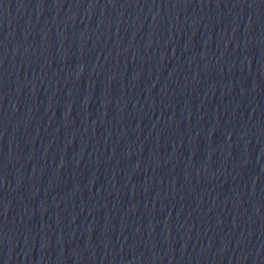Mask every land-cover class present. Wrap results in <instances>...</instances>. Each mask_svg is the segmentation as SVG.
Instances as JSON below:
<instances>
[{"label": "water", "instance_id": "obj_1", "mask_svg": "<svg viewBox=\"0 0 264 264\" xmlns=\"http://www.w3.org/2000/svg\"><path fill=\"white\" fill-rule=\"evenodd\" d=\"M0 264H264V0H0Z\"/></svg>", "mask_w": 264, "mask_h": 264}]
</instances>
